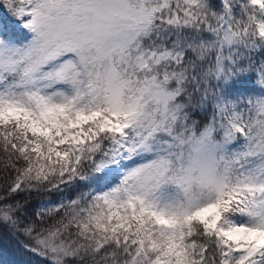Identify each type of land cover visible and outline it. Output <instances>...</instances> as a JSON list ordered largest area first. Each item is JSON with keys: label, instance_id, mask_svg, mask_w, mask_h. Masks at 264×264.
Masks as SVG:
<instances>
[{"label": "snow or ice", "instance_id": "1", "mask_svg": "<svg viewBox=\"0 0 264 264\" xmlns=\"http://www.w3.org/2000/svg\"><path fill=\"white\" fill-rule=\"evenodd\" d=\"M0 9V233L41 264H264V0Z\"/></svg>", "mask_w": 264, "mask_h": 264}, {"label": "trees", "instance_id": "2", "mask_svg": "<svg viewBox=\"0 0 264 264\" xmlns=\"http://www.w3.org/2000/svg\"><path fill=\"white\" fill-rule=\"evenodd\" d=\"M0 23L15 29L14 21L3 9H0ZM15 31L17 34L19 33V29H15ZM51 199L55 201L56 197L53 196ZM35 203L36 200L34 199L33 206ZM19 240H24V237H19ZM0 264H41V260L31 253L23 252L19 248L17 240L13 239L7 231H4L0 233Z\"/></svg>", "mask_w": 264, "mask_h": 264}]
</instances>
